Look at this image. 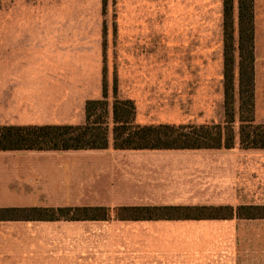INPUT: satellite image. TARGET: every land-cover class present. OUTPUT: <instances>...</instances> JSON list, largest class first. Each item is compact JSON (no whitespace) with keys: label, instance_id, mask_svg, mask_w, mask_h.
<instances>
[{"label":"crops","instance_id":"1","mask_svg":"<svg viewBox=\"0 0 264 264\" xmlns=\"http://www.w3.org/2000/svg\"><path fill=\"white\" fill-rule=\"evenodd\" d=\"M215 2L222 26L223 0H165L179 32L167 41L185 46L188 32L202 48V8ZM27 10L20 4L14 31L0 32V127L83 126L86 102L102 99L103 73L57 52L69 46L53 39L60 32H28ZM137 20L133 9V31ZM233 20L237 32L238 0ZM254 29V123L264 125V0H254ZM131 33L155 42V32ZM188 61L117 66L116 94L133 103L136 125L223 126V60L211 76L205 61ZM182 66L185 72L170 75ZM235 125L232 149L115 150L110 135L103 150L0 151V209L111 211L107 221H0V264H264V219L120 221L115 214L123 207H264V150L242 149L238 113Z\"/></svg>","mask_w":264,"mask_h":264},{"label":"trees","instance_id":"2","mask_svg":"<svg viewBox=\"0 0 264 264\" xmlns=\"http://www.w3.org/2000/svg\"><path fill=\"white\" fill-rule=\"evenodd\" d=\"M223 106L222 125L139 126L134 105L117 98L109 110L103 76L102 99L87 101L83 126L0 127V151L103 150L109 136L115 150H218L232 149L235 139L237 98L239 139L242 149L264 150V125H255L254 0H238L235 32L233 0H223ZM238 40L235 42V34ZM238 56V77L235 74ZM111 115L109 129L107 119ZM103 207L0 209V221H107ZM120 221L264 219V207H123L115 211Z\"/></svg>","mask_w":264,"mask_h":264},{"label":"rangeland","instance_id":"3","mask_svg":"<svg viewBox=\"0 0 264 264\" xmlns=\"http://www.w3.org/2000/svg\"><path fill=\"white\" fill-rule=\"evenodd\" d=\"M236 1L233 0L234 6ZM20 4L28 8L26 16L24 14L22 19H26L28 32H54V35L60 32L58 34H61V37L53 39L68 40L69 46L56 47L57 52L68 54L69 61L91 62L93 73L102 71L109 91V110L114 102L112 98L114 96H111L114 95L113 87H117V66L121 67L122 64L125 65L133 59L147 58L155 60L158 64L163 62L186 64L190 59L201 60L207 63L204 70L209 76L213 73L215 75L216 61H220V69H222L223 33L219 5L216 2L213 5L205 4L202 8L203 32L201 36L198 34V38L202 40V48L198 49L190 44L193 37L188 32V36L184 38V40L188 38L185 46L167 41L170 32L172 38L179 32L171 30L174 24L169 16L174 14L171 12L174 6L171 5L172 8L169 10V4L165 3V0H0V32H5L6 26L8 30L14 31V25L20 21L15 9ZM133 9L134 16L138 18L134 31ZM131 32H155V42L152 45L145 43L147 38L137 36L132 38ZM211 60L213 65L210 64ZM159 66L157 65L156 69L157 76H161L163 72V69L158 68ZM169 71L174 77L176 72H185V68L182 66ZM93 83H95L94 79ZM220 85L219 122L222 123L224 118L222 80ZM203 93H206V89ZM203 98L201 96V99ZM213 98L215 113V94ZM182 107L191 108L190 104L188 107ZM235 113H238L237 98ZM111 123L109 112L107 124L111 126Z\"/></svg>","mask_w":264,"mask_h":264}]
</instances>
